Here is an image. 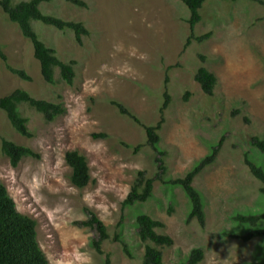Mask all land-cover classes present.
Wrapping results in <instances>:
<instances>
[{"label": "rangeland", "instance_id": "374dc122", "mask_svg": "<svg viewBox=\"0 0 264 264\" xmlns=\"http://www.w3.org/2000/svg\"><path fill=\"white\" fill-rule=\"evenodd\" d=\"M22 1L29 0L14 4ZM82 1L86 8L63 0L41 7L45 14L83 23L91 35L81 45L72 33L32 24L63 62L77 63L72 86L61 81L59 70L56 86L45 82L32 43L0 8V46L8 59L0 58V97L23 90L62 103L66 110L48 123L20 105L31 138L18 134L0 110V182L18 211L38 223V241L49 263L83 264L82 253H87L92 264H106L108 258L110 264H143L145 246L137 226L143 214L165 223L163 232L174 240L163 250L165 264H186L197 249L205 253L201 264H264V238L244 240L251 229L236 221L239 215L264 214L261 185L245 164L248 156L264 168V155L252 144L255 137L264 139V0H209L187 49L192 32L182 0ZM8 66L25 71L32 81L20 79ZM201 67L218 79L213 96L195 80ZM166 90L171 96L161 131L166 181L186 176L223 141L216 162L195 182L205 226L188 223L192 205L186 193L156 180L157 156L146 147L144 130L112 105L118 102L143 124L155 126L162 120ZM101 134L107 138L94 139ZM3 139L34 150L41 159L28 158L13 168L2 151ZM73 151L89 163L92 181L83 190L71 183L66 155ZM140 171L156 180L154 196L124 207ZM86 210L111 235L103 255L92 246L96 233L77 226L88 220Z\"/></svg>", "mask_w": 264, "mask_h": 264}, {"label": "trees", "instance_id": "16d2710c", "mask_svg": "<svg viewBox=\"0 0 264 264\" xmlns=\"http://www.w3.org/2000/svg\"><path fill=\"white\" fill-rule=\"evenodd\" d=\"M56 0H29L14 4V0H0V8L8 16L9 20L18 25L22 35L32 43L34 48V56L41 65V72L45 82L51 86H56V70L60 71L61 81L72 86L76 79L75 61L68 63L63 62L55 49L48 47L42 41L33 28L34 22L42 23L44 26L52 27L60 32L72 33L78 44H82L83 40L90 37V31L80 22L66 21L64 19L45 14L41 7L45 4H51ZM66 3L80 8H86L87 4L82 0H63ZM190 13L187 21L190 25L192 36L188 39L186 49L192 44L194 30L197 25L202 22V9L209 0H182ZM238 1V0H223ZM206 35L198 38V41H204L209 38ZM0 58L7 62L8 59L0 46ZM205 59V58H203ZM12 74L18 76L24 81L31 82L32 78L23 70L14 69L8 66ZM196 82L200 85L202 91L213 96L218 84V79L207 67H201L196 76ZM167 85V84H166ZM167 87V86H166ZM165 102L161 108L162 120L155 126H148L141 122L129 109L118 102H112L120 114L131 119L135 124L141 127L146 135V147H150L156 153V163L158 165L159 175L156 180L162 184L171 185L183 189L192 205V212L189 216L188 223L198 221L201 226L206 224V214L201 194L195 188V182L198 177L212 166L219 157L223 141L220 142L219 148H213L212 155L203 160L195 169L189 172L183 178L167 180L168 167L166 164V153L161 149V131L165 124V111L171 103V96L166 90ZM27 105L30 109L44 116L46 122L53 123L59 117L65 114L66 110L62 103H54L46 100H39L30 93L17 90L7 97H0V110L3 111L15 129V131L23 137L31 138L33 135L29 130V120L25 118L19 111L20 105ZM107 135H94V139H105ZM256 150L264 155V139L255 137L252 142ZM127 148L131 147L124 144ZM140 146L135 150L138 152ZM2 151L9 158L13 168H18L21 162L31 158L40 160L41 155L34 150L20 146L11 140H2ZM66 162L72 169L71 183L74 187L83 190L86 189L91 181V174L88 160L85 156L77 151L68 152ZM245 164L252 176L260 183V192L264 196V168L251 161L247 156ZM155 179H150L145 172H138L137 179L133 184L130 194L128 195L124 207H134L138 204L149 202L154 196ZM88 220L77 223L81 228H87L95 232L97 237L92 242L93 248L100 255H103L104 244L111 240L106 225L99 217L90 210H86ZM171 213L173 211L171 210ZM239 224L246 225L251 229L246 241H252L258 238H264V214L261 215H239L236 217ZM138 234L145 246L143 264H165L163 250L174 246V240L166 235L163 231L166 228L165 223L154 219L149 215H141L137 219ZM38 223L23 214H21L15 201L10 196L7 187L0 182V264H50L46 255L40 247L38 241ZM115 241L120 242L117 235ZM124 252L128 257H132L127 246H124ZM205 253L201 249L194 250L189 256L186 264H201L204 261ZM106 264H110L109 258Z\"/></svg>", "mask_w": 264, "mask_h": 264}, {"label": "clouds", "instance_id": "9594fccd", "mask_svg": "<svg viewBox=\"0 0 264 264\" xmlns=\"http://www.w3.org/2000/svg\"><path fill=\"white\" fill-rule=\"evenodd\" d=\"M83 264H92L91 257L87 253H82Z\"/></svg>", "mask_w": 264, "mask_h": 264}]
</instances>
